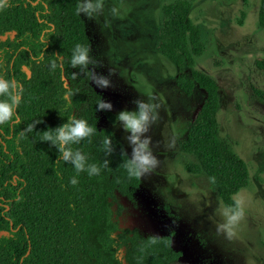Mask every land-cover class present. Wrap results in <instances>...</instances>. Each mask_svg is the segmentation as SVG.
<instances>
[{
    "label": "trees",
    "instance_id": "1",
    "mask_svg": "<svg viewBox=\"0 0 264 264\" xmlns=\"http://www.w3.org/2000/svg\"><path fill=\"white\" fill-rule=\"evenodd\" d=\"M193 1L162 5L157 50L179 69L176 82L186 95L195 88L203 92L180 147L197 159L188 165L190 170L215 178L213 185L227 205L249 184L250 170L219 135L217 80L195 66L205 46L190 14ZM77 2L9 0V6L0 10V75L24 88L16 110L18 121L0 124V264L176 263L180 253L170 233L147 234L120 221L122 201L135 200L140 178H129L122 167L129 153L112 128L115 113L95 110L103 94L90 82L94 63L83 72L68 65L70 49L77 42L89 45L93 61L92 38L83 15L76 12ZM258 22L264 28V0ZM41 54L44 58L37 63L33 58ZM57 55L64 57L63 69L50 72L48 61ZM257 65L263 69L264 59ZM65 83L74 91L67 105L61 99ZM68 115L83 117L96 128L90 141L74 147L91 161H109L97 176L80 173L76 185L68 183L74 175L71 165L56 160L55 147L40 141L35 132L62 123ZM102 117L108 124L101 123ZM33 119L40 120L34 132L20 137L21 129ZM105 135L113 149L108 156L100 146Z\"/></svg>",
    "mask_w": 264,
    "mask_h": 264
},
{
    "label": "rangeland",
    "instance_id": "2",
    "mask_svg": "<svg viewBox=\"0 0 264 264\" xmlns=\"http://www.w3.org/2000/svg\"><path fill=\"white\" fill-rule=\"evenodd\" d=\"M171 1L105 0L95 18L82 14L93 42L92 70L110 81L98 89L111 101V111L134 109L133 100L149 95L158 105V119L145 134L158 164L140 177L135 200L122 201L120 221L147 234L170 233L180 253L173 264H264V68L257 65L264 59L261 0H194L190 13L205 46L195 66L219 85V135L250 170L249 184L235 195L243 215L231 236L216 231L224 205L216 187L205 173L189 169L197 159L180 147L203 92L195 88L186 95L176 82L179 69L157 50L162 5ZM112 7L118 15L111 14ZM183 73L190 76L188 69ZM101 123L108 124L104 117ZM112 128L130 154L126 133L118 122Z\"/></svg>",
    "mask_w": 264,
    "mask_h": 264
},
{
    "label": "clouds",
    "instance_id": "3",
    "mask_svg": "<svg viewBox=\"0 0 264 264\" xmlns=\"http://www.w3.org/2000/svg\"><path fill=\"white\" fill-rule=\"evenodd\" d=\"M105 0H78L76 5L77 14H83L86 18H95L104 8ZM9 6V0H0V10ZM112 15H118V9H110ZM43 54L33 59L39 63L43 60ZM93 61L90 56V47L86 43H75L70 49L68 56V65L73 69L83 72ZM64 57L57 55L56 59L48 61L49 71L62 70ZM73 78L77 75L73 72ZM90 82L97 88H107L110 81L104 74L96 73L94 70L89 72ZM24 95L23 86L15 79L6 78L0 75V124H14L18 121L16 110L22 102ZM74 95L72 88L67 83L64 84V91L61 99L66 105L71 103ZM134 109H121L115 114V123H119L120 128L126 133L124 137L130 146V154L122 161V167L129 178H140L146 173L156 168L158 161L151 149V138L145 135L148 132L150 124L158 119V105L154 102V97L147 96L145 99L133 100ZM112 103L101 96L95 103L96 111H111ZM39 119H33L27 123L20 131V137L27 133H33V129ZM39 140L48 142L49 147L54 146L58 161L68 162L71 165L74 175L68 178L70 185L77 184V177L80 173H85L88 177L97 176L101 169L109 163L107 159L97 163L91 161L88 155L81 150L79 145L82 140L90 141L96 128L83 117L68 115L66 119L54 126H46L43 130H37ZM100 146L108 156L112 151L111 139L105 135L100 141ZM212 183H215L214 177H209ZM220 222L216 224L217 233H223L225 236H231L232 230L243 215L241 201L233 199L231 204L223 205L218 210Z\"/></svg>",
    "mask_w": 264,
    "mask_h": 264
},
{
    "label": "water",
    "instance_id": "4",
    "mask_svg": "<svg viewBox=\"0 0 264 264\" xmlns=\"http://www.w3.org/2000/svg\"><path fill=\"white\" fill-rule=\"evenodd\" d=\"M30 73V72H29Z\"/></svg>",
    "mask_w": 264,
    "mask_h": 264
}]
</instances>
